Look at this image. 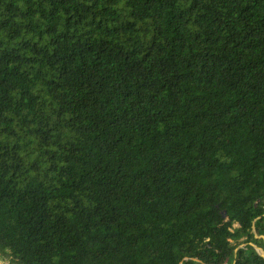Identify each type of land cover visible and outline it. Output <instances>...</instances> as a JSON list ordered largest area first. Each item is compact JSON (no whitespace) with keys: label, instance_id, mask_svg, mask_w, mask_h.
Returning a JSON list of instances; mask_svg holds the SVG:
<instances>
[{"label":"trees","instance_id":"16d2710c","mask_svg":"<svg viewBox=\"0 0 264 264\" xmlns=\"http://www.w3.org/2000/svg\"><path fill=\"white\" fill-rule=\"evenodd\" d=\"M257 249L264 0H0L1 262Z\"/></svg>","mask_w":264,"mask_h":264},{"label":"rangeland","instance_id":"374dc122","mask_svg":"<svg viewBox=\"0 0 264 264\" xmlns=\"http://www.w3.org/2000/svg\"><path fill=\"white\" fill-rule=\"evenodd\" d=\"M256 251H257V252H258L260 255H264V253H263V251H262V250H259V249H257ZM0 263L4 264V263H3V262H1V261H0Z\"/></svg>","mask_w":264,"mask_h":264},{"label":"water","instance_id":"95a60500","mask_svg":"<svg viewBox=\"0 0 264 264\" xmlns=\"http://www.w3.org/2000/svg\"><path fill=\"white\" fill-rule=\"evenodd\" d=\"M256 238H261V239H263V237H256ZM236 252V251H235ZM262 258H264V255H260ZM0 264H2V263H0Z\"/></svg>","mask_w":264,"mask_h":264}]
</instances>
